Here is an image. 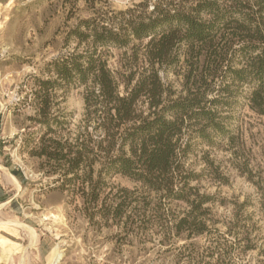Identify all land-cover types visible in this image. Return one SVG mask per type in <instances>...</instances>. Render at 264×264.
I'll list each match as a JSON object with an SVG mask.
<instances>
[{
	"label": "rangeland",
	"instance_id": "obj_1",
	"mask_svg": "<svg viewBox=\"0 0 264 264\" xmlns=\"http://www.w3.org/2000/svg\"><path fill=\"white\" fill-rule=\"evenodd\" d=\"M197 1L0 0V108L6 135L0 158L8 172L19 171L23 177L0 182V264H264L259 191L245 171L248 167L255 179H264V115L249 107L247 83L235 86L230 105L220 108L234 142L227 135L215 136L213 143L196 137L184 156L185 168L199 175L190 185L214 197L204 204L210 210L202 233L167 232L166 219L170 223L172 215L181 216L190 208L179 200H163V215L150 210L146 222L141 216H114L109 210L119 201V190L140 187L120 173L105 176L99 203L93 207L85 201L80 181L62 186L56 181L59 173H47L45 159L34 153L47 131L35 119L42 80L59 83L47 91L51 112L62 121L54 126L55 135L72 139L92 130L83 120L88 85L60 80L51 64L59 56L85 49L86 43H78L70 32L76 23L129 8L136 15H148L157 3L188 8ZM149 38L133 39L130 47L143 46ZM99 51L116 75L130 67L129 47ZM180 59L160 68L163 80L177 92L183 88V50ZM142 65L146 61L141 55ZM99 167L96 163L95 173ZM248 233L250 240L244 238Z\"/></svg>",
	"mask_w": 264,
	"mask_h": 264
},
{
	"label": "trees",
	"instance_id": "obj_2",
	"mask_svg": "<svg viewBox=\"0 0 264 264\" xmlns=\"http://www.w3.org/2000/svg\"><path fill=\"white\" fill-rule=\"evenodd\" d=\"M133 11L85 18L73 26L70 32L78 43H86L85 49L51 64L60 80L88 85L83 120L92 130L72 139L55 135L54 126L62 121L51 112L47 91L59 83L42 80L35 119L47 131L34 153L45 159L47 173H59L56 181L62 186L80 181L85 201L93 207L105 176L120 173L140 187L119 190L120 199L109 210L114 216H141L146 222L150 210L163 215V200H179L190 208L172 215L170 223L166 219L167 232L202 233L210 210L204 204L214 197L190 185L199 175L185 168L184 156L196 137L213 143L215 136L227 135L234 142L220 108L230 105L238 84L251 85L249 107L264 115V0H198L188 8L157 3L148 15ZM146 37L143 46L130 47L133 39ZM106 46L131 49L130 67L119 76L99 51ZM181 50L185 70L177 92L163 80L160 68L177 64ZM141 55L146 65L139 66ZM245 171L259 191L264 219V179H255L248 167ZM243 206L237 205L238 210ZM244 238L250 240V233Z\"/></svg>",
	"mask_w": 264,
	"mask_h": 264
},
{
	"label": "crops",
	"instance_id": "obj_3",
	"mask_svg": "<svg viewBox=\"0 0 264 264\" xmlns=\"http://www.w3.org/2000/svg\"><path fill=\"white\" fill-rule=\"evenodd\" d=\"M1 108H0V142H2L3 140V137H5V131L3 129V126H2V122H1ZM9 169L6 168L3 164H2V160L0 158V182L2 180H7L8 182H12L14 183V180H17V181H21L22 180V175L19 171H15V174L13 172H8Z\"/></svg>",
	"mask_w": 264,
	"mask_h": 264
},
{
	"label": "bare ground",
	"instance_id": "obj_4",
	"mask_svg": "<svg viewBox=\"0 0 264 264\" xmlns=\"http://www.w3.org/2000/svg\"><path fill=\"white\" fill-rule=\"evenodd\" d=\"M60 258V257H59ZM55 261H57L58 259H57V257H55V259H54Z\"/></svg>",
	"mask_w": 264,
	"mask_h": 264
}]
</instances>
